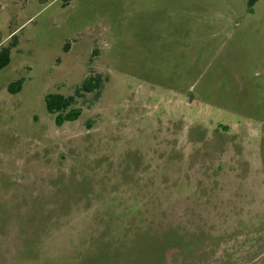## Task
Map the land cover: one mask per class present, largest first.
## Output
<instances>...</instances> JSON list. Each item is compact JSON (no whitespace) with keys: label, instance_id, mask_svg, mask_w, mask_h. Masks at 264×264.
Instances as JSON below:
<instances>
[{"label":"rangeland","instance_id":"obj_1","mask_svg":"<svg viewBox=\"0 0 264 264\" xmlns=\"http://www.w3.org/2000/svg\"><path fill=\"white\" fill-rule=\"evenodd\" d=\"M5 46L0 264H264V0H0Z\"/></svg>","mask_w":264,"mask_h":264},{"label":"trees","instance_id":"obj_2","mask_svg":"<svg viewBox=\"0 0 264 264\" xmlns=\"http://www.w3.org/2000/svg\"><path fill=\"white\" fill-rule=\"evenodd\" d=\"M256 0H248V7L251 10ZM10 62V48L5 46L0 48V69L4 68ZM23 80L18 79L11 82L7 89L9 92H17L22 87ZM99 78L88 76L83 80L82 85L78 87L73 95H64L61 93L49 92L44 96L46 111L54 116L56 125H62L66 121H74L81 114V108L75 106V97L83 92H90L93 88L99 87Z\"/></svg>","mask_w":264,"mask_h":264}]
</instances>
